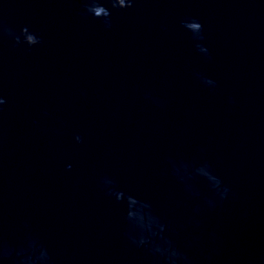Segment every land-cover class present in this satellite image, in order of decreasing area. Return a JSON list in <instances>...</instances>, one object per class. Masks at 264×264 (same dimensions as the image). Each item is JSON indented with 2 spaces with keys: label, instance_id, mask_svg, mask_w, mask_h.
Instances as JSON below:
<instances>
[{
  "label": "water",
  "instance_id": "1",
  "mask_svg": "<svg viewBox=\"0 0 264 264\" xmlns=\"http://www.w3.org/2000/svg\"><path fill=\"white\" fill-rule=\"evenodd\" d=\"M116 2L0 0V264H264V0Z\"/></svg>",
  "mask_w": 264,
  "mask_h": 264
},
{
  "label": "clouds",
  "instance_id": "2",
  "mask_svg": "<svg viewBox=\"0 0 264 264\" xmlns=\"http://www.w3.org/2000/svg\"><path fill=\"white\" fill-rule=\"evenodd\" d=\"M131 6H132V0H117L116 4L114 5V8L115 9H125V8H129ZM84 8H85L86 13L90 14L94 18H101L93 11V5L91 3H85ZM110 14L111 13L109 12L105 17H103L106 26H110V22L108 20V17L110 16ZM189 21H194L195 24H191V23H189ZM183 24L186 28L187 27L199 28V32L195 33V36L198 39H203L202 25L198 20L192 18V19H189L187 21H184ZM0 27H2L4 33H6L8 35L10 34V28H8L6 25L2 24V25H0ZM33 35L37 36V39L30 40L29 47H32L33 45H37L40 43L39 36L36 33H33ZM205 51L207 52V49H205ZM3 103H4V99H3V97H0V105H2ZM75 140L77 143H79L81 141V137L79 135H77L75 137ZM104 183H105V185H108V184H111L112 181H108L105 178ZM227 191H228L227 188H225L223 190V192L221 193V198H223V196L227 193ZM117 200H119V198ZM127 200H128L129 209H130L128 211V214H127L129 219L135 218L136 223L142 229L147 227L149 230H151L152 225L157 223L156 220L153 217L149 216L147 218V221H145V216L141 215L139 210H137L136 212H133L131 210V207L133 205L137 204L136 198L133 196H129V197H127ZM157 226L161 230H163V225L157 224ZM145 242L146 241H145V238L143 236H141V238L139 240L133 239V243H136L137 245L144 244ZM154 251L161 252L162 255L166 254L165 258H166V260L170 261V264H177L178 260H185V261L187 260V257L183 256V254L179 253L175 248H172L171 245H169V247L165 248V249H161L159 246H157L154 248Z\"/></svg>",
  "mask_w": 264,
  "mask_h": 264
}]
</instances>
